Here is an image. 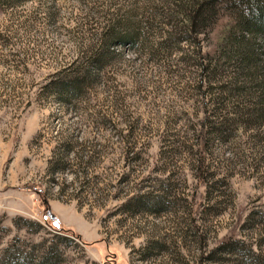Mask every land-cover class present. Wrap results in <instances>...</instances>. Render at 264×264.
<instances>
[{
    "label": "rangeland",
    "instance_id": "1",
    "mask_svg": "<svg viewBox=\"0 0 264 264\" xmlns=\"http://www.w3.org/2000/svg\"><path fill=\"white\" fill-rule=\"evenodd\" d=\"M202 23L187 26L173 0L0 8V251L37 260L51 247L58 264H264V123L202 57L224 18L196 35ZM113 34L134 43L106 51ZM96 58L77 93L54 96L51 83Z\"/></svg>",
    "mask_w": 264,
    "mask_h": 264
},
{
    "label": "trees",
    "instance_id": "2",
    "mask_svg": "<svg viewBox=\"0 0 264 264\" xmlns=\"http://www.w3.org/2000/svg\"><path fill=\"white\" fill-rule=\"evenodd\" d=\"M44 1L51 5L53 0H0V8L11 9L26 2ZM176 8L183 15L187 26H197L196 35H201L213 27L222 17L224 26L217 45L209 55L202 56L208 60L218 73L216 79H224L227 87L224 89L236 107L240 106L243 115L255 120V124L264 123V0H173ZM103 36V35H102ZM105 36V35H104ZM113 34L106 38V51L114 42L133 44L130 34ZM98 58L90 62L81 76L63 78L54 81L50 86L55 90L56 98L70 97L77 93L86 83L85 75L89 68L97 69ZM77 74V73H76ZM234 98V99H233ZM61 102V101H59ZM257 125V126H258ZM21 227L27 228L29 222L18 219ZM50 220V219H49ZM54 229H62L55 221ZM39 228L38 224H34ZM29 227V226H28ZM27 257L13 255L10 247L0 251V264H58L60 254L56 249L46 248L36 260H26Z\"/></svg>",
    "mask_w": 264,
    "mask_h": 264
},
{
    "label": "water",
    "instance_id": "3",
    "mask_svg": "<svg viewBox=\"0 0 264 264\" xmlns=\"http://www.w3.org/2000/svg\"><path fill=\"white\" fill-rule=\"evenodd\" d=\"M46 215L48 216V218H49L50 220H53V219H54V216H53V215H50L49 212H46Z\"/></svg>",
    "mask_w": 264,
    "mask_h": 264
}]
</instances>
